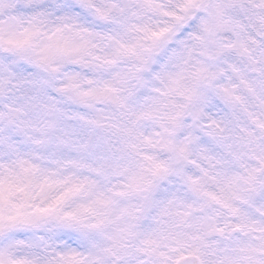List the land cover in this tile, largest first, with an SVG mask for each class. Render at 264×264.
<instances>
[{
  "label": "rangeland",
  "instance_id": "obj_1",
  "mask_svg": "<svg viewBox=\"0 0 264 264\" xmlns=\"http://www.w3.org/2000/svg\"><path fill=\"white\" fill-rule=\"evenodd\" d=\"M24 1L20 0V4ZM172 1L177 10L173 5L168 6L172 13L170 34L176 29L175 16L184 15L180 7L184 0ZM26 2L24 9L18 8L16 0H0V47L8 54L2 55L3 51L0 54V86L4 83L0 90V242L14 253L12 264H65L72 255L86 258L91 253L97 254L95 264L105 261L112 264L116 257L104 250L117 241L124 245L120 249L123 264H138L139 260L148 259L140 251L146 236L159 239L160 246L152 257L154 264L161 261L169 264L178 255H188L183 251L186 248L193 249L202 258L199 252L207 253L206 259L212 260L214 250L220 245L216 238L194 239L188 235L191 228L175 217L161 215L163 203L173 193L177 196L185 193L177 177L158 182L150 195L143 191V181L139 188L130 186L134 173L139 177L148 169L151 163L148 158L159 161L169 157L161 147L166 115L174 114L188 102L185 96L197 87L189 71L197 59H202L195 51L189 53V48L178 41L183 40L186 45L194 43L193 34L198 32L200 15L197 13L194 17L197 27L189 26L188 32L170 40L169 53L158 60L159 73L154 74L151 83L147 80L151 85L139 93L136 74L140 68L138 63L130 62L122 49L126 27L121 26L113 33L96 29L79 32L70 29L64 17H58L55 25L46 19L48 26L39 19V16L47 17L38 12L40 1ZM108 3L118 13L126 8L120 0ZM212 4L226 6L234 17L245 18L243 23L253 31L264 33L261 16L252 24L246 12L263 13L253 7L259 0H211ZM134 11L137 15L142 13L136 8ZM224 19L229 17L225 15ZM28 43L31 45L26 50L30 56L54 58L51 65L54 90L71 89L77 98L113 102L121 119L116 117L114 109L107 107H93L91 117L82 111V105L79 112L61 107L53 115L56 95L50 94L54 90L49 92L44 87L41 90L34 70L24 73L13 65L20 57L16 55V48L26 47ZM122 58H128L125 66L118 62ZM78 64L87 68V76L78 70ZM91 65L94 72H90ZM184 71H188L187 76L176 79ZM106 87L115 91L106 92ZM253 87L256 95L249 96L236 111L237 131L249 119L264 113L261 103L264 87L258 81L253 82ZM84 92L90 95L84 97ZM207 101L205 95L198 102L215 118L213 106ZM96 123L113 125L107 140L101 138ZM234 147L242 154L253 150L255 145L245 139L238 140ZM222 151L216 148L211 154ZM246 159L244 156L243 160ZM222 166L217 165V169ZM204 167L209 165L204 163ZM189 170L199 175L196 168L189 166ZM97 185L102 194L115 198L104 200L106 197L96 195ZM40 209L48 211L42 213ZM72 220L77 233L72 236L66 233V239H59L61 221L70 224ZM219 238H223L228 255L233 248H238L236 237L226 233L225 238ZM160 252L165 256H160ZM246 255L241 252L234 263L248 264Z\"/></svg>",
  "mask_w": 264,
  "mask_h": 264
},
{
  "label": "snow or ice",
  "instance_id": "obj_2",
  "mask_svg": "<svg viewBox=\"0 0 264 264\" xmlns=\"http://www.w3.org/2000/svg\"><path fill=\"white\" fill-rule=\"evenodd\" d=\"M180 7L184 15H190L192 9L200 15L198 32L193 34L194 43L186 45L185 41H178L189 48V53L195 51L202 58L197 59L189 71L190 78L198 87L192 88L185 99L193 103L206 95L207 102L211 103L212 99L219 98L227 111L217 120L206 108L186 111L185 104L174 114H167L161 146L169 154L168 159L156 161L148 158L151 160L148 169L139 177L134 173L130 186L139 188L143 181V191L150 195L158 187V182L175 176L184 186L185 193L182 196L173 193L163 203L161 215L175 217L191 228L188 235L194 239L224 237L226 233L236 237L238 248L232 249V255L226 252L217 260L205 258L201 264H232L241 252L247 253L245 259L248 264H264V113L249 119L239 131L235 123L238 107L249 96L256 95L253 82L258 81L264 87V33L252 31L239 15L234 17L226 6L202 5V0H184ZM253 7L264 11V0H259V4ZM184 15H176L175 19L183 20ZM225 15L228 20L224 19ZM170 31V28H162L151 32V37L154 41L167 43L172 39ZM104 91L110 93L115 89L106 87ZM213 93L214 96L211 95ZM89 95V92L83 93L84 97ZM261 103L264 105V101ZM248 115L251 117L252 113ZM245 139L255 148L238 154L234 146L238 140ZM216 148L223 151L212 155ZM194 155L198 159H193ZM244 156L246 160H243ZM204 163L209 167H204ZM217 165L223 166L218 170ZM189 166L196 168L199 175L190 171ZM40 211L47 213L48 209ZM257 240L260 242L256 243ZM159 246L158 238L146 236L140 251L148 259L139 260L138 264H154L152 257ZM123 247L117 241L104 250L116 257L112 264H123L120 251ZM183 251L188 255H178L169 264H195L189 260L195 251L187 248ZM96 255L91 253L86 258L72 255L65 264H95ZM159 255L163 257L165 253L160 252ZM13 257L14 253L0 242V264H12Z\"/></svg>",
  "mask_w": 264,
  "mask_h": 264
},
{
  "label": "trees",
  "instance_id": "obj_3",
  "mask_svg": "<svg viewBox=\"0 0 264 264\" xmlns=\"http://www.w3.org/2000/svg\"><path fill=\"white\" fill-rule=\"evenodd\" d=\"M39 1L40 7L38 9V12L40 14L43 13L47 16L44 19L39 16V19L42 20L43 24H46L48 26L49 24L45 22L46 19L50 21L49 23L51 25H55L56 19L58 17H64L66 20L65 22L71 25L70 29H74L79 32H82L84 30L96 29L113 33L119 30L121 26L126 27L128 31L124 33L125 39L122 41V49L126 52L130 62L132 64L138 63L137 67L140 68L136 74V77L139 80L137 87L139 93H143L147 89V86L151 85V81L155 79L154 74L159 73L158 60L165 54L169 53V49L171 46L170 40L167 43L154 41V39L151 37V32H158L162 28H169L170 17L172 16V13L169 10L168 6L170 7L173 5V8L177 10V8L174 6L175 2L172 0H130L128 2L120 0L121 5H126V8L122 13L115 12L113 9H111L110 4L108 3L109 0ZM16 4L18 8L25 9L28 3L25 0L20 4V0H16ZM202 5H211V0H203ZM134 8L142 10V13L140 15H137L134 11ZM143 11L145 13H143ZM246 12L250 16V19H252V24H255L256 20L259 19L260 16L264 22V11L263 13H260L258 11L255 13H249V11ZM196 14L197 11L196 9H194V12L189 17L179 21L175 19L176 29L171 33L172 39H174V35L177 36L179 33H183L185 31L188 32L189 26L193 28L197 27V24L194 21V17ZM242 19L246 20L245 18ZM177 29L179 30L177 31ZM30 45L31 44L28 43L26 47L16 48V55H19L20 57L14 60L13 65L15 67H20V70H22L24 73L34 70V74L35 76H37V81L40 84L41 90L44 87L47 91L52 92L54 90L55 84L54 73L51 71V63L53 59L38 60L30 56L26 50L29 49ZM128 49H131V51H127ZM2 51L0 47V54L2 52V55H8L4 52V49ZM127 60L128 58H122L118 60V62L121 65L125 66ZM80 66L81 64H78V70L84 72V76H87V68ZM90 67V72H94L95 70L93 69V66L91 65ZM187 74L188 71H184V73L176 77V79L184 78L185 76H187ZM47 75H50L49 78L47 77ZM43 76H46L47 78H43ZM41 81L43 83V86L41 84ZM3 86L4 83L2 82L0 90L1 88H3ZM52 94L56 95H54L56 97V101L52 107L53 115L58 112L61 107H63L64 109L74 108L75 111L79 112L82 105V111L88 112L91 117L93 107H107L114 109L116 117L118 119H121V113L119 112L118 108H116L113 102H105V100L99 99L77 98L71 89H55L50 95ZM111 121L113 122L114 120L112 119ZM96 127L100 130L101 138H104L105 140H107L106 137L110 136L113 130V125L111 124L106 126L103 123H96ZM99 190L100 185H97V187L94 189V192L100 197H106L104 200H112L115 198L112 195H104ZM74 221L75 220H72L70 224L68 223L69 221H61L63 226L58 227L59 239H66V233H69L71 236L77 233L76 227L73 225ZM33 232L36 233L37 230ZM256 235H259V233H256ZM222 240L223 238L215 239V241L220 242V245L218 246V250H214L215 255L213 256L212 260H217L218 257H223L226 255V248L225 245H223ZM259 242L260 241L258 240L256 241V243ZM199 253H201V255L204 257L202 259L206 258L207 253ZM235 259L236 257L232 260V264H235Z\"/></svg>",
  "mask_w": 264,
  "mask_h": 264
},
{
  "label": "clouds",
  "instance_id": "obj_4",
  "mask_svg": "<svg viewBox=\"0 0 264 264\" xmlns=\"http://www.w3.org/2000/svg\"><path fill=\"white\" fill-rule=\"evenodd\" d=\"M214 96V93L211 94ZM211 104H212V109L211 111H215V119H220L221 117H223L225 115V112L227 111V108L224 104V102L222 100H220L219 98H214L212 99L211 101ZM187 107H186V111H193L195 110L196 108L200 107V104L199 102H193V103H186ZM205 122H207V120H205ZM162 147V146H161ZM168 157H162V160H167ZM193 159H198L197 156H193Z\"/></svg>",
  "mask_w": 264,
  "mask_h": 264
},
{
  "label": "water",
  "instance_id": "obj_5",
  "mask_svg": "<svg viewBox=\"0 0 264 264\" xmlns=\"http://www.w3.org/2000/svg\"><path fill=\"white\" fill-rule=\"evenodd\" d=\"M213 237H219V236H211L208 238H213ZM189 260L194 261L195 264H201V261H202L198 255L190 256Z\"/></svg>",
  "mask_w": 264,
  "mask_h": 264
}]
</instances>
